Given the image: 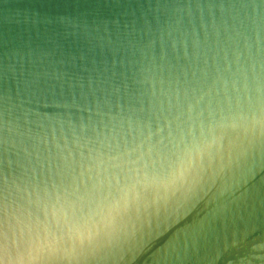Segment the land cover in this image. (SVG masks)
<instances>
[{"label":"clouds","instance_id":"1","mask_svg":"<svg viewBox=\"0 0 264 264\" xmlns=\"http://www.w3.org/2000/svg\"><path fill=\"white\" fill-rule=\"evenodd\" d=\"M232 7L239 27L211 65L166 3L117 28L111 63L68 97L21 56L15 94L0 96V264H138L185 226L160 264H189L188 233L264 208V76L255 58L227 67L264 29V0Z\"/></svg>","mask_w":264,"mask_h":264},{"label":"water","instance_id":"2","mask_svg":"<svg viewBox=\"0 0 264 264\" xmlns=\"http://www.w3.org/2000/svg\"><path fill=\"white\" fill-rule=\"evenodd\" d=\"M242 2L246 0H0V96L15 94L23 56L26 75L54 74L52 83L62 81L68 97L70 86L76 92L79 82L87 83L94 66L111 63L108 41H115L117 28L122 35L126 24L134 19L141 23V13L157 3L177 6V26L189 41H198L211 65V58L223 56L225 42L236 35L232 6ZM227 54L228 68H251L255 58L257 74L264 76V29L248 33ZM178 55L184 63L183 49ZM169 231L141 252L138 264H160L162 255L175 248L176 236L188 228ZM186 238L189 247L183 251L189 264H264V208L241 204L205 221Z\"/></svg>","mask_w":264,"mask_h":264}]
</instances>
